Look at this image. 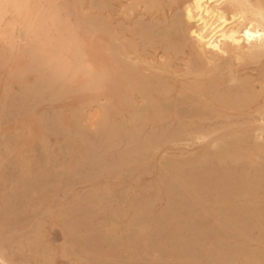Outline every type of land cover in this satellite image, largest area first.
<instances>
[{
	"label": "bare ground",
	"instance_id": "obj_1",
	"mask_svg": "<svg viewBox=\"0 0 264 264\" xmlns=\"http://www.w3.org/2000/svg\"><path fill=\"white\" fill-rule=\"evenodd\" d=\"M96 1L99 13L91 15L83 0H0V80L6 72L17 80L2 94L0 124L9 110L23 107L26 101L61 99L73 91L72 80L81 74L87 78L83 88L97 91L96 97L73 110L71 126H62L60 112L45 119L50 130L73 140L71 147L78 144L85 151L83 157L95 160L100 149L108 155L117 145L137 140L153 116L176 120L178 126L165 138V149L152 132L139 151L144 157L161 153V168L171 167L166 185L180 184L186 191L193 187L189 183L213 181L209 175L222 165V176L214 180L222 194L264 199L258 187L264 182V162L260 160L264 156V0ZM85 32L102 38L103 57L97 71L86 59ZM18 55L26 62L22 70L11 67ZM30 72L37 76L33 84L25 80ZM118 129L125 133L111 141V132ZM168 132L165 127V135ZM20 136V131L0 132V214L14 221L0 223V264H12L11 257L19 247L6 235L12 237L23 229L18 222L23 213L45 201L53 203L58 188L70 191L76 183L87 181L85 171L67 164L52 165L45 155L28 173L19 171L14 140ZM171 148L180 153H171ZM205 156L210 159L203 160ZM185 159L210 167L187 173L175 169ZM238 174H246L252 184L240 185L233 194V179ZM85 197L76 191L72 199L78 202ZM258 203L247 210L262 219L264 209ZM65 204L61 208L65 245L80 261L108 264L110 256L93 248V229L81 231L71 204ZM203 209L188 210L198 214ZM150 213L149 207L141 209L129 223L132 236L120 246L130 256L133 231L136 237L142 233ZM76 218L86 223L84 213ZM237 233L244 234V229ZM218 252L225 256L216 264L232 263L228 248ZM248 252L264 257V249L256 252L250 248Z\"/></svg>",
	"mask_w": 264,
	"mask_h": 264
},
{
	"label": "rangeland",
	"instance_id": "obj_2",
	"mask_svg": "<svg viewBox=\"0 0 264 264\" xmlns=\"http://www.w3.org/2000/svg\"><path fill=\"white\" fill-rule=\"evenodd\" d=\"M83 2L87 13H99L96 0ZM83 48L93 69H100L103 57L100 34L85 32ZM25 64L24 57L18 55L11 67L22 70ZM36 79V74L30 72L25 80L28 84H33ZM16 81L9 78L8 72L1 77L0 102L6 87L10 82L14 85ZM86 81V77L78 74L72 80V92L55 102L48 98L36 103L26 101L23 107L9 110L0 124L2 133L10 135L21 132V136L14 140L19 171L28 173L27 169L45 155L52 165L67 164L73 169L77 167L85 171L87 179L86 182L76 183L70 191L64 187L58 188L53 192V203L45 201L41 205H34L29 213L20 216L17 221L23 229L12 237L6 235L8 241L19 247L11 257V263L22 264L29 260L30 264H90L93 259L80 261L70 246L65 245L66 231L62 223L61 208L67 203L71 204L75 225L81 231L87 227L93 229L96 237L93 248L110 256L108 264H146L148 261H154L155 264H216L225 256L218 252L221 248H228V253L232 256V263L229 264H264V257L253 256L248 252L250 248L256 249V252L264 249V218L258 219L253 211L247 210V207L258 202L261 209H264L263 198H232L222 194V188L214 181L222 176V165L217 166V170L209 175L213 180L211 182L189 183L188 186L193 187L186 191L180 184L168 186L166 184L171 167L164 170L161 168V153L147 157L139 153L146 136L152 132L157 133L162 149H165V138L178 126L176 120H161L153 116L144 126L140 138L129 144L117 145L108 155L104 149H100L98 152L101 155L95 160L83 157L85 151L76 146L78 144L71 147L69 142L73 140L66 138L63 133L50 130L45 116L48 118L54 112H60L62 126H71L73 110L96 97L97 91L83 88ZM115 98L118 99L119 95ZM113 116L118 117L114 113ZM165 127L169 130L166 135ZM26 132L29 135L26 136ZM124 133L122 129L111 132L110 140H119ZM204 148L205 145L200 150ZM169 151L180 153L177 148ZM209 159L210 156H205L203 160ZM260 160L264 162V156ZM207 167L210 165L200 167L190 159H185L175 169L187 173L190 169ZM57 173L60 174L59 170ZM236 176L233 179V194H236L240 185L252 184L246 174ZM258 187L264 193V182L258 183ZM76 191L85 193L86 197L81 201H74L72 196ZM200 206L204 209L198 214L188 210ZM146 207L151 209V213L146 218L142 233L136 237L133 231L134 250L130 256V251L121 249L120 244L132 236L129 223ZM81 213H84L86 223L78 222L76 215ZM261 217H264V213ZM0 223L12 224L14 221L0 214ZM224 225L230 229L223 228ZM239 229H244V234H238ZM183 246L188 248L187 251L180 249Z\"/></svg>",
	"mask_w": 264,
	"mask_h": 264
}]
</instances>
